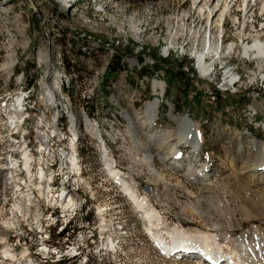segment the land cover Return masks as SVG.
Instances as JSON below:
<instances>
[{
    "label": "rangeland",
    "instance_id": "1",
    "mask_svg": "<svg viewBox=\"0 0 264 264\" xmlns=\"http://www.w3.org/2000/svg\"><path fill=\"white\" fill-rule=\"evenodd\" d=\"M241 1L225 15L221 29L213 30L217 54L212 55L224 59L214 62L205 78L197 72L192 56L206 54L209 23L201 20L194 27L189 22H175L189 12L196 17L192 0L185 5L181 0H0V193L5 197L0 202V264H195L165 258L145 236L147 225L120 197L103 171L98 144L83 132L87 114L116 167L125 177L130 176V185L142 194L158 195L152 207L158 200L155 210L162 219V230L190 234L205 232L206 225H213L222 226L213 234L227 237L231 244L242 235L250 239L258 233L264 238V189L237 175L242 162L253 164L257 151L261 149L262 157L264 153V134L260 132L264 61L241 57L245 45L257 40L264 43V12L258 2L244 9ZM229 46L234 49L230 54ZM115 60L120 61L118 71L104 77ZM228 72L234 80L231 86L225 84ZM174 74L177 78L168 80ZM54 77L59 85L57 110L41 103L39 86L40 82L51 83ZM154 83L163 87L159 96L153 94ZM21 98L27 99L25 112L23 107L18 114L11 112ZM155 98L159 100L158 120L153 131L163 134L174 128L172 118L185 116L202 127L212 177L190 183L157 163L155 168L164 182L146 177L142 154L126 138L122 110L132 99L133 111L141 112ZM70 119L79 130L80 171L74 172L77 178L70 184L74 210L64 212L61 206L60 210L53 208L55 190L47 185L49 181L36 185L35 164L44 170L47 180L59 181L64 175L60 168H65L67 160L62 156L70 154L66 146L71 137L62 141L61 132L70 133ZM55 134L58 137L53 138ZM115 134V140L106 137ZM21 137L31 149H36L37 138L43 139L49 157H30L34 167L29 175L20 171L21 157H15L17 169L10 171L8 180L9 143ZM178 151L183 158L187 156L186 150ZM200 160L198 170L203 169V157ZM173 162L178 163L177 157ZM176 166L183 173L185 166ZM146 187L151 192H144ZM69 213L74 218L66 226ZM85 228L89 232L84 233ZM78 232L93 235L94 243H83L77 250ZM109 240L119 246L116 255L106 251V243L108 249L113 248ZM4 247L16 262L1 259ZM80 252V257H73Z\"/></svg>",
    "mask_w": 264,
    "mask_h": 264
},
{
    "label": "bare ground",
    "instance_id": "2",
    "mask_svg": "<svg viewBox=\"0 0 264 264\" xmlns=\"http://www.w3.org/2000/svg\"><path fill=\"white\" fill-rule=\"evenodd\" d=\"M181 1L183 2V5L188 3V0H181ZM192 1H194L192 6L194 7L195 10L194 14L196 15V17L194 18L192 13L189 12L188 14L175 19V22L177 24L179 22H189L190 26L192 24L193 25L195 24L194 27H197L201 20L206 21V23H209V29H208L209 42H208V49L206 54L197 53V54H193L192 56V58L196 60L197 72L199 73V75L206 78V76L210 72L213 63L217 61L220 62L222 59H224V57H218L217 59H215L214 56L212 55L213 53L217 54L216 50H214L213 48V43H212L213 30L215 28L221 29V25H220L221 21H223L225 19V15L229 13L230 10L237 5L238 0H230V1L192 0ZM241 2L242 5H244L245 7L244 9H247V7L251 3L255 4L256 2H258L260 6L259 7L260 11L264 12V0H243ZM68 3L69 2L67 1L65 5ZM249 19L251 18L245 17V20H249ZM236 21L237 19L233 17L232 22L235 23ZM191 39L192 38H190V40ZM173 40L174 42L177 43L176 38H174ZM233 50H234L233 46H229V48H227V53L230 54L231 52H233ZM165 52L167 53V50ZM241 57L244 60L245 59L255 60L257 62L264 61V43L257 40L254 41V43L250 46L245 45L242 48ZM56 82H57V77H54L52 78L51 83L40 82L39 86H40V91L43 92V97H42L43 98L42 100L44 101L43 105L46 106V108L50 107L49 109L53 108L57 110L58 104L60 102V98H59V93H57V89L59 85ZM233 82L234 80L232 75L231 74L229 75V72L226 73L225 84L227 86H231ZM152 90L154 95L158 94L156 96H159L163 92V87L159 83H154L152 86ZM158 101H159L158 98L157 99L155 98L153 101L147 102L143 106L141 112L133 111V108H131L133 105L132 99L126 102L127 109L122 110V115L125 121L126 138H128L129 140L135 143V147L137 151L140 152L143 156L142 157L144 161L143 166H145V170L147 174L146 177L150 179H154L155 183L164 182V176L158 170H156L155 163L163 167H167L168 170L171 173H173L174 176L181 175V177H184L185 180L189 181L190 183L198 182L201 178L200 177L201 172L198 170V160L196 159V157H198V154L201 150L199 131L197 127L193 123L191 124L187 118H182V119L172 118V121L174 122V128L163 134L157 131H153L156 126V122L158 120ZM15 104L16 107L14 108V110H10V111H12L15 114H18L20 109H22V100L18 99ZM55 119L56 118H54V120ZM45 122H46L45 119L41 121V123L43 124ZM70 123L71 125L69 128V132L72 134L73 137L79 136V133L76 132L78 129V125L76 124V122L70 119ZM82 123L84 127L83 132H85V134L90 136L93 142L98 144L99 151L101 152L100 160H101V166L103 167V171L106 173L111 183L115 184L122 198L126 199V201L129 202V205L133 210L134 214L138 215L141 221L147 224V226H144L145 234L158 247L159 250H162L163 252L168 254L171 251L170 249L175 246H179L184 250L195 249L197 250L198 254L201 253L199 258L203 259V262H206V264H210V263L264 264V238L261 237L260 235L258 236L257 235L258 233L251 234L250 239H247L245 235H242L241 238L233 241L231 244V242L227 239V237L223 235L221 237L216 234H213L214 231H216L219 228H222V226L215 227L213 225H206L207 227L204 228L205 232L195 231L190 234L188 232L187 233L179 232L177 229L162 230V228H160L162 225L161 223L162 219L155 210V208H157L156 203H158V200L154 203L155 205L154 208L152 207L153 198L157 197L158 195H156L155 192H153L152 194L149 193L142 194L140 193V191L136 189V187L130 185L131 183L130 176L127 175V177H125L123 173L118 171L119 169L116 167V165L113 162L112 153L109 151L102 136L99 134L97 126L93 125L87 118L86 119L84 118ZM51 125L52 127L56 126L54 121L51 122ZM56 137H58L57 134H55L53 138ZM106 137L109 140H115L116 134L107 135ZM23 139L24 137H21L17 140L16 139L10 140L9 143L10 150L8 152V155L6 156L8 157L7 159L8 161L7 163H5L6 166L5 170L8 172L7 173L8 175L6 174L8 180L11 179L10 171L17 169V164L15 163V159H16L15 157H21L19 160H20V171L22 173L28 172L31 167V160L30 158H28L31 156L29 154H34L37 157H47V156L49 157L48 154L50 153V149L49 146L46 145L47 143L43 139L37 138L39 144L36 143V149H31L30 147H28V145L23 142ZM74 147L72 150L75 149L74 153H77V148ZM180 148H187L189 150L188 153L189 155L187 158L185 159L182 158V160H178L180 157L178 154V149ZM260 150L257 151L258 157L253 164H247L248 162L247 163L242 162L241 165L238 164L239 166L237 167V175L240 178L247 180L249 183L252 184V186H257L264 189V182H262V180L264 179V175H262V173L264 172V153L262 157L261 154L262 152ZM176 157L178 163L173 164L175 163L173 161H175ZM186 161L188 162L187 165L184 164L186 163ZM66 162H67V168L69 167L70 170L74 171L77 163L76 159L69 158ZM179 164L181 165L183 164V166L186 165L184 167L185 169L183 170V173L179 172L180 167L176 166ZM43 171L44 170L42 169H38V172L35 177L36 185L42 182L47 183L49 181L47 185H49L50 187L52 186L51 189L54 188L55 190L54 191L55 193L53 195V204L56 205V208H59L61 206L64 212L65 211L68 212V210H71L73 208V202L71 201L72 197L70 196L72 195L70 190L71 187L70 184L72 180L65 179L63 181H60L58 185L53 184V181L51 179L47 180L45 178V174ZM150 182L153 184V181ZM177 184L179 183L177 182L176 185ZM183 188L184 187L182 186L181 189ZM161 196H163V194H160L158 199H160ZM166 196L167 193L165 191L164 197ZM3 198H5L3 193H0V202L3 200ZM98 210L99 213H101L100 209ZM188 239H190L191 242H189ZM195 241L197 242L195 243ZM193 253L196 252L194 251ZM1 259L11 263L16 262L14 255L11 254V251H9L7 247H4L3 250L1 251ZM185 260L190 261L191 259L186 258Z\"/></svg>",
    "mask_w": 264,
    "mask_h": 264
},
{
    "label": "trees",
    "instance_id": "3",
    "mask_svg": "<svg viewBox=\"0 0 264 264\" xmlns=\"http://www.w3.org/2000/svg\"><path fill=\"white\" fill-rule=\"evenodd\" d=\"M119 62H120L119 60H115V65H112V67H108V68L106 69V71H105V73H104V77H110V76H112L115 72H117V71H118ZM115 66H116V67H115ZM177 75L181 76L180 73H177ZM177 75L174 74L173 76H168V80L172 81L173 79L177 78V77H176ZM145 77H146V75H145ZM217 100H219V99H217ZM86 116L89 117L88 114H87Z\"/></svg>",
    "mask_w": 264,
    "mask_h": 264
},
{
    "label": "built area",
    "instance_id": "4",
    "mask_svg": "<svg viewBox=\"0 0 264 264\" xmlns=\"http://www.w3.org/2000/svg\"><path fill=\"white\" fill-rule=\"evenodd\" d=\"M35 143H38L39 144V142L37 141V142H35ZM31 157H37L36 155H34V154H29ZM50 156H52L51 154H50ZM52 181H53V178H50ZM53 184H55V181H53ZM52 198V202H53V196L51 197ZM53 208H55L56 209V205L54 204V206H53ZM72 216H69V218H71Z\"/></svg>",
    "mask_w": 264,
    "mask_h": 264
},
{
    "label": "water",
    "instance_id": "5",
    "mask_svg": "<svg viewBox=\"0 0 264 264\" xmlns=\"http://www.w3.org/2000/svg\"><path fill=\"white\" fill-rule=\"evenodd\" d=\"M144 192H150V189L149 188H144Z\"/></svg>",
    "mask_w": 264,
    "mask_h": 264
}]
</instances>
